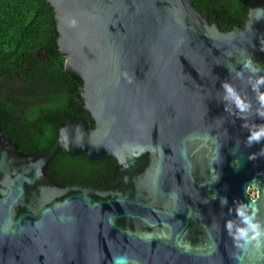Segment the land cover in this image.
<instances>
[{"label": "water", "instance_id": "95a60500", "mask_svg": "<svg viewBox=\"0 0 264 264\" xmlns=\"http://www.w3.org/2000/svg\"><path fill=\"white\" fill-rule=\"evenodd\" d=\"M48 2L94 129L38 155L0 120V264H264V0L226 33L193 0ZM59 153L114 181L59 184Z\"/></svg>", "mask_w": 264, "mask_h": 264}, {"label": "trees", "instance_id": "16d2710c", "mask_svg": "<svg viewBox=\"0 0 264 264\" xmlns=\"http://www.w3.org/2000/svg\"><path fill=\"white\" fill-rule=\"evenodd\" d=\"M222 32L248 21V0H193ZM56 14L48 0H0V120L3 133L25 153L49 154L62 124L91 115L76 94L83 81L66 72L58 46ZM118 162L59 153L49 164L66 186L103 189L114 181Z\"/></svg>", "mask_w": 264, "mask_h": 264}, {"label": "clouds", "instance_id": "9594fccd", "mask_svg": "<svg viewBox=\"0 0 264 264\" xmlns=\"http://www.w3.org/2000/svg\"><path fill=\"white\" fill-rule=\"evenodd\" d=\"M262 82H264V81H262ZM225 87L227 88L228 92L230 94H232V89L230 87H228L227 85ZM262 99H264V98H262ZM238 103H241V106H242V102L238 101ZM262 136H264V129H261L259 132H254L252 134V136L250 137V139L251 140H259ZM229 228H231V224L229 225Z\"/></svg>", "mask_w": 264, "mask_h": 264}, {"label": "rangeland", "instance_id": "374dc122", "mask_svg": "<svg viewBox=\"0 0 264 264\" xmlns=\"http://www.w3.org/2000/svg\"><path fill=\"white\" fill-rule=\"evenodd\" d=\"M250 194H251V196H252L253 198H255V197L258 195L257 191L254 190V189H252V190L250 191Z\"/></svg>", "mask_w": 264, "mask_h": 264}, {"label": "flooded vegetation", "instance_id": "af4514ba", "mask_svg": "<svg viewBox=\"0 0 264 264\" xmlns=\"http://www.w3.org/2000/svg\"><path fill=\"white\" fill-rule=\"evenodd\" d=\"M257 193H258V192H257ZM256 197H257V196H256ZM256 197H255V198H256Z\"/></svg>", "mask_w": 264, "mask_h": 264}]
</instances>
